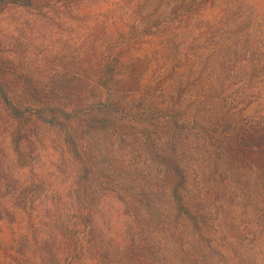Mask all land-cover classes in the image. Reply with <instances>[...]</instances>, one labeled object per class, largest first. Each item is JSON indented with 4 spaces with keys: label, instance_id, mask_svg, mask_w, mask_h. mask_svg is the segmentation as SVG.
Segmentation results:
<instances>
[{
    "label": "rangeland",
    "instance_id": "374dc122",
    "mask_svg": "<svg viewBox=\"0 0 264 264\" xmlns=\"http://www.w3.org/2000/svg\"><path fill=\"white\" fill-rule=\"evenodd\" d=\"M193 1L82 0L69 10H60L61 15L55 13L53 23L10 9L0 13V56L14 61L20 74L46 87L58 72L72 70L73 60L84 54L94 29L113 31L103 43L104 49L108 42L129 39L132 51L123 60L136 75L130 79L127 71L119 83L111 81L110 88L116 93L115 86L123 88L122 80L132 82L130 86L137 82L141 88L122 95L127 115L160 105L159 109L169 108L168 120L178 122L171 126L174 141L182 140L189 148L182 157L188 178L184 197L192 208L197 204L206 207L208 220L213 219L212 229L204 230L200 260L264 264L259 214L255 210L246 214L238 208L242 207L238 201L231 207L227 197L240 184L231 182V186L227 179L228 188L217 198L227 168L207 161V149L198 142L200 123L208 119L225 115L264 122V0H215L213 6L197 12ZM159 82L164 90L156 93ZM143 87L153 91L152 96H144ZM89 138L86 146L93 171L88 179L80 180V163L69 151L61 130L42 125L32 136L33 144L26 146L30 153L27 165L19 167L9 131L0 129L4 170L22 186L33 185L38 191V214L33 213V220L38 215L33 222L37 231L33 232L28 215L15 211L14 198L6 192L9 180L0 176V209L5 211L4 217L0 213V264H17L7 258L19 250L16 244L22 246L18 264H67L59 231L75 233L72 237L83 246L77 264H97L88 254V238H82L90 229L84 228L82 212L90 210L97 244L109 256L106 262L128 264V250L139 239L131 231L132 217L126 213L124 200L141 193L149 197L142 211L150 225L141 238L151 249V262L181 264L184 258L197 264L194 247L197 249L198 239L187 216L177 213L171 196L174 179L168 169L149 170L153 163L143 147L139 146V154L136 146L121 144L109 132ZM207 178L212 182L207 183ZM248 222L251 234L244 230ZM4 251L11 252L5 257Z\"/></svg>",
    "mask_w": 264,
    "mask_h": 264
},
{
    "label": "trees",
    "instance_id": "16d2710c",
    "mask_svg": "<svg viewBox=\"0 0 264 264\" xmlns=\"http://www.w3.org/2000/svg\"><path fill=\"white\" fill-rule=\"evenodd\" d=\"M77 1L80 3L82 0H0V13L11 9V12L28 13L27 15L31 16V19L41 18V20L53 23L55 13L61 15L60 10L63 8L69 10L72 6L77 5ZM214 1L194 0L191 5H194L195 12H197L201 11L203 7L213 6ZM113 34V31H109L108 28L94 29L90 40L84 46V54L81 58L73 60L72 70L65 73L58 72L46 87L40 86V82L34 80L33 77L20 74L14 61L5 60L0 56V129L6 128V131H9L19 167L27 165L30 153L26 152V146L28 143L33 144L32 136L38 134L42 125L61 130L66 134L69 151L80 163L83 174V176L81 174L80 180L88 179L90 172L93 171L91 156L87 154L90 148L86 146V140L89 137L95 136L97 133L107 134L109 132L114 139L121 141V144L136 146L135 152L137 153L140 150L139 146L143 147L148 154L147 160L153 163V168L151 167L149 170L159 172L161 166H165L168 169V174L173 176L171 196L175 202L177 213L187 216L192 223L194 235L198 239L197 249L196 246L194 247L197 250V264H212L207 261L203 262V259L200 260L204 255L200 251L202 250L200 245L204 239V230L212 229L210 222L213 219L208 220L205 213L206 207L197 204L195 208H192L189 200L184 197L188 178L182 157L189 150L188 144L182 140L175 143L176 133L173 134L171 126L176 127L179 124L176 120H168L169 108L167 110H165L166 108L159 109L160 105H157V109L148 107L147 110L134 115L126 114L125 104L122 101L126 95L141 87L136 81L135 86H130L132 82H127L126 79L121 82L123 88L115 86L116 93L110 88V82L119 83L122 79L119 77H122L127 71H129L130 79L136 75V72H130L128 65L123 60L129 51H132L129 39L121 38L117 42H108L106 49L103 48V43L109 41L107 36ZM143 72H141L142 75ZM160 82L154 88L156 93L164 90ZM142 89L145 93L144 96H152L153 91L148 87ZM122 95L125 96L122 97ZM140 109H146V106H141ZM245 109L247 108H244L243 111ZM240 113L241 111L238 110V114ZM200 125L198 142L202 141L203 147L207 149L206 160L214 163L215 166L217 164V166L222 165L227 168L225 177L220 183V191L216 192L217 198H220L219 194H224L223 190L228 188L227 183L224 184V180L225 182L226 179L229 180L231 186L240 184L238 189L231 188L227 197L229 204L233 208L238 201V204L242 205L238 208L245 209L246 214L255 210L259 214L258 223L262 228V235H264V122L258 119L244 120L243 117L236 120L235 116L228 118L224 115L221 119H208ZM1 147L0 144V176L9 180L6 192L14 198L15 211L20 210L27 214L32 231L36 232L33 222L35 219L38 220V213L35 210L38 191L36 192L33 185L22 186L19 182L14 181L10 172L7 171L8 169L4 170L2 154L5 149ZM206 181L207 183L212 182L208 178ZM124 201L127 202L125 203L127 204L126 213L132 217L131 231L133 229L134 236L139 239V242L133 243L128 250L127 259L130 264H155L148 256L151 255V249L143 244L141 238L144 232L148 231L150 225L145 212L142 211V208L145 207L144 204L147 205L149 197L147 194L141 193L133 200ZM1 203L0 201V205ZM34 212L37 213V216L33 220ZM51 212L48 215L52 214ZM91 212V210L86 214L82 212L85 230L89 227L91 229L88 230V236L85 237L86 234L82 238H88V254L97 264H108L109 262L106 261L109 256L106 254L105 248L98 246L96 236L92 231ZM0 213L4 217L3 208L0 209ZM9 214L7 212L6 215ZM249 224L248 222L247 227ZM232 227V229H238L235 226ZM244 230H247L249 234L252 233L250 227ZM163 232L166 233L167 230L163 229ZM65 233H60V231L58 233L65 245V249H63L67 253L64 255L65 261L67 264H77L76 261L81 258L83 246L78 245V240L76 241V238L72 237L75 233ZM16 245L19 250L8 255L7 258H11L12 263L18 264L17 254H20L22 246ZM9 253L4 251L5 257ZM187 263L190 264L182 258L181 264Z\"/></svg>",
    "mask_w": 264,
    "mask_h": 264
}]
</instances>
